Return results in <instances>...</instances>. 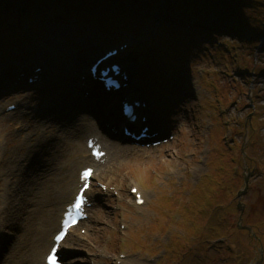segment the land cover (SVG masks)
I'll return each mask as SVG.
<instances>
[{"label":"rangeland","instance_id":"obj_1","mask_svg":"<svg viewBox=\"0 0 264 264\" xmlns=\"http://www.w3.org/2000/svg\"><path fill=\"white\" fill-rule=\"evenodd\" d=\"M123 1L128 9L131 2L135 3ZM75 3L72 0L73 8ZM110 3L104 6L102 0H96L98 15L87 17L74 11L62 16L61 11L41 10L34 3L31 18L15 23L18 29L14 32L28 34L32 26L38 29L41 24V35L25 38L20 48L23 52L14 51L19 47L14 44L7 46L4 53H10L0 62L2 153L20 152L10 149L18 143L22 149L30 148L29 132H34L31 125L35 127L38 122H52L50 131H55L57 138L60 124H71L83 113L92 115L79 103L74 80H68L72 72L66 70L71 53L78 47L80 51L83 39L86 51L91 49L92 54L110 46L132 44L119 57L129 66L134 82L124 94L147 102L144 112L149 122L160 127L163 138L168 140L157 148L146 149L115 138L121 137L120 127L115 136L107 129L112 138L102 134L108 159L96 170L87 193L93 196L90 198L94 203L88 218L63 242L65 264H121L125 256L130 264H264V41L221 32H195L188 27L182 35V29L168 24L165 17L167 27L159 26L161 14L155 16V11L148 12L154 19L150 15L130 18L118 9L121 0ZM91 4V0H82V6ZM160 4L153 1L149 7L156 10ZM101 9L108 11L105 22L99 16ZM81 19L88 20L84 23ZM50 25L57 27L51 29ZM59 30L61 37L54 33ZM49 33V38H54L50 45H59L63 55L50 56V82L30 86L26 78L31 74L15 71V63L21 64V71L33 72L38 64L32 56L41 51L36 44ZM156 52L158 61L152 56ZM92 54L79 74L86 75ZM18 74L23 75L22 80L15 82ZM65 84L67 91L63 90ZM132 87L137 94H130ZM122 96L120 93L113 100L112 96L108 98L99 116L108 111L112 115L108 114V118L118 120ZM14 101H21L16 103L18 109L1 114L2 107ZM25 111L28 117L23 120ZM16 126L24 129L20 135ZM91 126L93 133L100 136L99 126ZM77 128L71 144L49 162L50 168L65 163L67 167L62 172L74 177L77 151L83 150L84 139L91 134ZM35 131L39 137H50L42 135L41 127ZM243 177H247V185L237 197L244 187ZM98 184L115 187L117 194L103 191ZM130 187L140 190L146 198L145 205L139 207L133 202ZM237 202L242 203L240 225H250L253 237L237 227ZM49 214L51 226H56L59 206L53 205ZM51 231L46 232L47 238ZM47 241L43 248L42 243L36 250L31 249L27 258H34L38 250L36 261L41 262Z\"/></svg>","mask_w":264,"mask_h":264},{"label":"bare ground","instance_id":"obj_2","mask_svg":"<svg viewBox=\"0 0 264 264\" xmlns=\"http://www.w3.org/2000/svg\"><path fill=\"white\" fill-rule=\"evenodd\" d=\"M193 24L194 23H191V25ZM43 27L44 26H41L42 30ZM54 27L56 28L57 26L50 25L51 29H53ZM36 29L37 28H34V26H32L30 31L34 34V37L41 35V33L37 34ZM31 33H28L29 35L25 34L23 39L25 40V38H29ZM54 33L61 37L60 30L55 31ZM49 35L50 33L44 37V40L40 39L41 41H39L36 46L40 45L41 51L32 56L35 63L40 66V71L30 72V74H34V77L38 78L40 81L42 80V83L50 82L53 79L52 72L48 67L52 61L50 56H52L53 58L57 57V55H63V53L58 49L59 45H50V43L53 42L54 38L52 37L50 39ZM58 40L60 42L59 38ZM85 40L86 39H83L79 42L81 44L80 51L78 47L77 50H74L73 53H71L72 59H70L66 70L72 72V76L71 78H68V80H74V87L80 94V97L78 99L79 103L83 106H86L89 110H87L86 108L85 109L89 112V114L92 115L88 117L86 116V113H83L81 116L76 117L74 120H72L70 122L71 124H60V136H57V138L55 136V131H50V128H52V122H49V124L44 123L43 121H41L42 123L38 122L36 126L43 129L42 135L49 134L48 136L50 137H39L35 131L37 127L31 125V128L34 129V132L32 134L29 132L30 139L32 140V146L30 148L27 147L22 149V145L18 143L17 147H10L12 151L20 150V152L13 155H10L9 151L2 153V151L0 150V244L4 247V255L0 258V264H32V262H34V264H43V261L42 263L36 261L37 254L39 253L38 250L36 251V256L34 255L35 257H31L30 260L27 258V254L31 249L35 248L36 250V248H39L40 244L43 243L42 248L46 244V241L48 240V238L46 237V232L53 229L54 227L53 224L52 226L50 224L51 216L49 214V211L52 209L53 205L59 206V214L57 218L58 226L61 210L65 205L69 203L73 193L77 189L79 170L86 166H89L87 164V160H90V156L88 154V150L85 148L84 143L83 150L80 149L77 151L76 159H78V161L75 164V167H77V174L75 177L72 176V174H64V172H62L67 167L65 163L60 166L57 165L56 168H50L49 162L54 161V158L57 159L58 155L63 152V147L71 144L72 139L75 138V129L77 128L75 127V125L78 126L77 129L85 128L86 132L91 133L85 137L84 142L88 137L97 136L95 133H93V127L91 126V123L95 125L99 124L100 129H107L110 126L116 127V124L113 123L111 119L105 120L103 119V117L99 116V112L103 110L102 102L96 100V97L91 96V90L89 89L90 84L86 83L85 81L87 79V76L86 79L83 80L79 78L81 76H84V74L79 73L82 70L87 57L92 54V51L90 52L91 49L86 51L87 48L85 47H87V43ZM263 41L264 37H262V42ZM50 48L51 50H49ZM13 50L23 52L21 49L14 48ZM98 53L99 52L93 53L91 57H97L98 55L101 56ZM114 58L115 55L110 57V59L112 60H114ZM57 59L59 58H56V60ZM62 63H64V61H62ZM20 66V63H15L14 70L17 72H22V74L28 72V70L21 71ZM123 70L129 78L128 85L133 86L134 82L131 81L132 77L129 73V66H126ZM22 74L17 75L15 82L21 81L23 76ZM78 74L79 77L76 79V76H78ZM54 80L57 81V79ZM76 80L78 81V85H76ZM63 87V90L67 91V85L65 84L63 85ZM69 88L71 89L70 86ZM131 90L132 93L137 94V91L134 87H132ZM84 92H86V95L83 94ZM125 92L126 91L124 90V93ZM20 102L21 101H14L12 103L15 104ZM8 104L2 107L3 110L1 114H3L4 108ZM25 108H27V106ZM11 113L13 112L6 113V115ZM103 116L104 118L109 117L108 114L104 113ZM25 117H28V112L26 111L23 113L22 119L25 120ZM118 120L120 121L118 123V127L122 126V118L119 117ZM26 125L28 127L30 126V123L26 122ZM46 125L47 127H45ZM23 130L24 129L22 128V126H16V132H19V135L23 132ZM152 130L154 132L157 131L156 126H152ZM52 131L54 132L53 134H51ZM158 131H161L160 127ZM15 141L16 140H13V142ZM11 145L12 141L10 142V146ZM106 145L109 146L107 143ZM0 148H2L1 142ZM111 148L112 147H110V149ZM100 165L101 164L95 163L96 168L100 167ZM28 166L30 167L27 170ZM141 197L143 198V202L140 206H143L146 204V198L143 194ZM65 239L66 237L62 240L59 247ZM82 243L86 244L85 241H82ZM50 244L51 238L49 239L48 246ZM116 260L119 259L116 258ZM119 263L130 264L129 259H127L126 256L122 260H120ZM141 263L142 261H139L135 262L134 264Z\"/></svg>","mask_w":264,"mask_h":264},{"label":"trees","instance_id":"obj_3","mask_svg":"<svg viewBox=\"0 0 264 264\" xmlns=\"http://www.w3.org/2000/svg\"><path fill=\"white\" fill-rule=\"evenodd\" d=\"M102 1L104 6L112 3L110 0ZM153 1L161 2L158 10L162 18L160 26L167 27L168 22V24H176L182 29V35L186 33L183 25L186 24L184 21L187 17L192 18L194 24L191 29L195 32L201 30L211 34L221 32L248 40L259 39L264 35V0H135V3L131 2L132 6L131 3L128 5L129 9L127 6L124 7V1L121 0L118 9H122L126 16L127 14L147 16L148 10L153 11L149 7V3ZM95 2L96 0H91L92 4L87 5L89 9L86 10L87 6H82V0H76L75 8H73L72 0H0V41H2L0 59L6 55L4 51L12 41L23 40L24 35L27 34L26 32H14L15 23L30 15L34 3L45 11H61L62 16L70 15L69 12L74 11L78 16L82 14L81 16L87 17V14L89 16L98 15ZM100 13V18L105 22L108 19V11L101 9ZM25 14L26 16L23 17ZM195 18L198 21L201 20L202 23H197ZM85 20L81 19L86 23ZM158 55L156 52L152 56L156 59Z\"/></svg>","mask_w":264,"mask_h":264},{"label":"snow or ice","instance_id":"obj_4","mask_svg":"<svg viewBox=\"0 0 264 264\" xmlns=\"http://www.w3.org/2000/svg\"><path fill=\"white\" fill-rule=\"evenodd\" d=\"M91 170H86L82 173L81 179H83L84 181H87L88 178L91 176ZM88 187L87 183L84 184V188L86 189ZM133 191H135V189H133ZM84 203V197L81 194L80 196H77L75 203L73 204L72 208L75 209L77 212H79V210L81 209L82 204ZM69 219L71 220L72 223H75V219L72 217V212L71 210L68 213ZM65 224H68V221H65ZM66 235V231H62L58 236L55 237V240L57 242V244H59V242L61 240L64 239ZM56 248L54 247L52 249V254L49 255L47 257V264H58V257L56 255Z\"/></svg>","mask_w":264,"mask_h":264},{"label":"water","instance_id":"obj_5","mask_svg":"<svg viewBox=\"0 0 264 264\" xmlns=\"http://www.w3.org/2000/svg\"><path fill=\"white\" fill-rule=\"evenodd\" d=\"M243 183H244V187H243L242 190H240V191L237 192V197H239V196L241 195V193L245 191V188H246V185H247V177H243ZM237 208L240 209V215H239V217H238V219H237V220H238V222H237V227H239V228H243V229H247L248 231H250L251 228H250L248 225H240L241 220H242V218H241V213H242V203H241V202H238V203H237Z\"/></svg>","mask_w":264,"mask_h":264}]
</instances>
